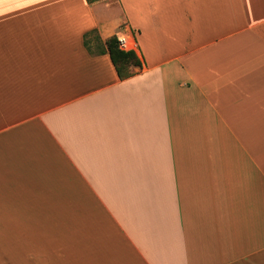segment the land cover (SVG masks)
<instances>
[{"label": "crops", "instance_id": "crops-1", "mask_svg": "<svg viewBox=\"0 0 264 264\" xmlns=\"http://www.w3.org/2000/svg\"><path fill=\"white\" fill-rule=\"evenodd\" d=\"M107 1L0 0V264H264V0Z\"/></svg>", "mask_w": 264, "mask_h": 264}, {"label": "trees", "instance_id": "trees-1", "mask_svg": "<svg viewBox=\"0 0 264 264\" xmlns=\"http://www.w3.org/2000/svg\"><path fill=\"white\" fill-rule=\"evenodd\" d=\"M88 3L95 0H86ZM93 32L84 35L83 43L90 54H104L107 53L116 74L120 80L126 79L133 75L131 67H140V61L133 50L123 51L118 47V41L115 35L109 37L101 43L97 36H94V49H91L89 39Z\"/></svg>", "mask_w": 264, "mask_h": 264}, {"label": "built area", "instance_id": "built-area-1", "mask_svg": "<svg viewBox=\"0 0 264 264\" xmlns=\"http://www.w3.org/2000/svg\"><path fill=\"white\" fill-rule=\"evenodd\" d=\"M117 41H118V47L120 50H123V51L132 50L126 43V39L123 35H120V37H117Z\"/></svg>", "mask_w": 264, "mask_h": 264}, {"label": "rangeland", "instance_id": "rangeland-1", "mask_svg": "<svg viewBox=\"0 0 264 264\" xmlns=\"http://www.w3.org/2000/svg\"><path fill=\"white\" fill-rule=\"evenodd\" d=\"M107 3H110L111 5H114V7H115V0H109V1H107ZM120 28L121 27H119V29ZM115 36H116V38L120 37V35H118L117 33L115 34ZM88 39H89V43H90L91 49L93 50L94 49V37H93V35L88 37Z\"/></svg>", "mask_w": 264, "mask_h": 264}]
</instances>
